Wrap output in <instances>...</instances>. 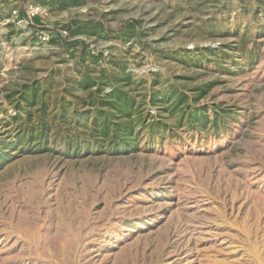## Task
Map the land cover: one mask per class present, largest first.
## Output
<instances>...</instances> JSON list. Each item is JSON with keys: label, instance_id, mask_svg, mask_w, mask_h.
Masks as SVG:
<instances>
[{"label": "rangeland", "instance_id": "obj_1", "mask_svg": "<svg viewBox=\"0 0 264 264\" xmlns=\"http://www.w3.org/2000/svg\"><path fill=\"white\" fill-rule=\"evenodd\" d=\"M103 72L130 75L148 122L183 95L195 130L116 156L3 150ZM2 153L0 264H264V0H0Z\"/></svg>", "mask_w": 264, "mask_h": 264}, {"label": "trees", "instance_id": "obj_2", "mask_svg": "<svg viewBox=\"0 0 264 264\" xmlns=\"http://www.w3.org/2000/svg\"><path fill=\"white\" fill-rule=\"evenodd\" d=\"M102 74L97 78L84 74L76 84L77 89L84 93L77 98V102L82 104L80 110L71 108V104L70 109H64L59 101L55 103L50 99L47 103L42 102L35 110L40 134L18 136L15 142L4 146L3 150H19L27 155L46 153L51 150L45 149L49 145H59L57 142L64 141L67 145L61 150L69 156L72 151H75L76 155L96 154L101 151L116 156L154 149L159 145L165 146L180 132L195 130L186 111H182L183 95L170 98V92L162 93L161 102L166 108L158 110L155 121L148 122L138 111L136 97L131 94L130 75L126 72L123 75H110L106 72ZM106 86L110 88L107 93ZM47 93L44 92L45 95ZM65 125L72 128L81 126L78 129L82 132L78 138L72 137V143L69 142L67 134L60 138ZM142 142H146L144 147ZM10 159L12 154H0V163Z\"/></svg>", "mask_w": 264, "mask_h": 264}, {"label": "built area", "instance_id": "obj_3", "mask_svg": "<svg viewBox=\"0 0 264 264\" xmlns=\"http://www.w3.org/2000/svg\"><path fill=\"white\" fill-rule=\"evenodd\" d=\"M40 12V7H31L29 10H28V12H27V14H28V16L30 17V18H33V17H35L36 15H38V13ZM24 20H21V22H23ZM47 39V37L46 38H43V40H46Z\"/></svg>", "mask_w": 264, "mask_h": 264}]
</instances>
